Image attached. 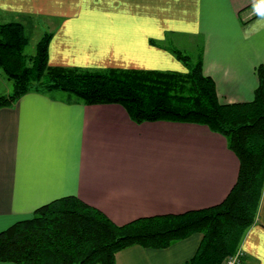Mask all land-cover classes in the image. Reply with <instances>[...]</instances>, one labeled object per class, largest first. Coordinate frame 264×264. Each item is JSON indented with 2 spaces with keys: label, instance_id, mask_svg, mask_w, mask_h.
<instances>
[{
  "label": "crops",
  "instance_id": "obj_1",
  "mask_svg": "<svg viewBox=\"0 0 264 264\" xmlns=\"http://www.w3.org/2000/svg\"><path fill=\"white\" fill-rule=\"evenodd\" d=\"M30 18L45 20L33 28L37 37L52 33L53 66L186 71L172 49L197 37L203 71L225 103L253 100L264 65V0H0V23L26 26ZM5 77L0 70V95L11 90ZM239 169L227 138L207 125L138 123L117 103L28 92L0 109V232L65 196L117 224L212 207ZM202 239L194 233L165 248L133 245L116 262L185 264ZM241 248L244 264H264V189Z\"/></svg>",
  "mask_w": 264,
  "mask_h": 264
},
{
  "label": "trees",
  "instance_id": "obj_2",
  "mask_svg": "<svg viewBox=\"0 0 264 264\" xmlns=\"http://www.w3.org/2000/svg\"><path fill=\"white\" fill-rule=\"evenodd\" d=\"M45 33L33 54L20 20L0 23V69L13 90L0 95V109L28 92H66L84 104L117 103L138 123L176 121L207 125L227 138L240 161L237 181L218 205L179 214L140 217L117 224L77 196H65L0 232V261L16 264H117L119 251L141 245L165 248L201 233L195 255L185 264H223L241 247L255 224L264 189V65L257 67L253 100L222 102L215 81L197 56L172 52L186 71L88 69L53 66Z\"/></svg>",
  "mask_w": 264,
  "mask_h": 264
},
{
  "label": "rangeland",
  "instance_id": "obj_3",
  "mask_svg": "<svg viewBox=\"0 0 264 264\" xmlns=\"http://www.w3.org/2000/svg\"><path fill=\"white\" fill-rule=\"evenodd\" d=\"M43 23H45V20L40 19V18H30V19L27 20V22H26L27 25L25 27H26V31L28 33V36L30 38V41H29V43L27 45V48H26L27 54H33V53H35V51H36V42L38 41V39H40L41 36L37 37V32H35V30H33V28H35L34 26L36 24L41 25ZM195 40H197V37L187 38L185 40V43L184 44H181L182 46H179L178 48L180 50H182L183 53H185V54L191 55L193 57L194 56H197L199 50H198L197 47H195V45L197 44V42ZM3 74H4V72H3ZM8 80L9 79L7 78V81ZM10 89H11L10 90V93H11L12 90H13V86H11ZM57 92H59L61 95H64V96L65 95H68L66 92H63V91H57ZM228 258L229 257H227L225 259L224 263L227 261ZM244 261H245V257L243 258L241 264H244Z\"/></svg>",
  "mask_w": 264,
  "mask_h": 264
},
{
  "label": "built area",
  "instance_id": "obj_4",
  "mask_svg": "<svg viewBox=\"0 0 264 264\" xmlns=\"http://www.w3.org/2000/svg\"><path fill=\"white\" fill-rule=\"evenodd\" d=\"M244 257L245 253L240 247L238 251L234 255L230 256L224 264H241Z\"/></svg>",
  "mask_w": 264,
  "mask_h": 264
}]
</instances>
